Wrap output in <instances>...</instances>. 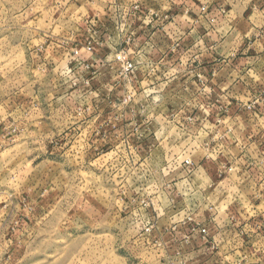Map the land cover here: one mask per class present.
I'll return each mask as SVG.
<instances>
[{"label": "rangeland", "instance_id": "374dc122", "mask_svg": "<svg viewBox=\"0 0 264 264\" xmlns=\"http://www.w3.org/2000/svg\"><path fill=\"white\" fill-rule=\"evenodd\" d=\"M17 1L0 0V264H249L215 262L197 230L208 207L245 201L211 195L195 172L205 151L189 143L207 128L199 115L209 100L144 79L156 63H196L199 39L172 32L167 53H138L112 33L83 41L62 23L36 27ZM121 51L134 71L123 70ZM199 237L200 255L184 244Z\"/></svg>", "mask_w": 264, "mask_h": 264}, {"label": "crops", "instance_id": "0c3cea01", "mask_svg": "<svg viewBox=\"0 0 264 264\" xmlns=\"http://www.w3.org/2000/svg\"><path fill=\"white\" fill-rule=\"evenodd\" d=\"M189 2L195 12L186 15ZM15 4L19 15L36 27L41 20L49 22L47 27L62 23L56 24L65 28L61 33L83 41L112 33L117 44L122 38L133 41L130 47L138 46V53H167L165 38L172 32L188 31V36L199 39L192 47L196 63H156L148 71L150 78L144 79L179 91L191 87L196 97L209 100L208 110L199 113L208 119L207 128L195 129L189 143H195L193 150L205 151L194 161L195 172L202 180L200 186L205 185L211 195L229 200L239 192L245 201L239 209L208 207L212 216L197 225L207 228L215 262L227 258L264 264V0H18ZM202 4L208 14L200 12ZM170 5L178 10L170 13ZM110 9L121 27L108 21ZM81 49L88 52L83 53L85 59L94 63L92 51ZM93 51L105 54L100 48ZM206 240L199 237L184 244L188 247L190 242L188 248L200 255Z\"/></svg>", "mask_w": 264, "mask_h": 264}, {"label": "built area", "instance_id": "2783aa9c", "mask_svg": "<svg viewBox=\"0 0 264 264\" xmlns=\"http://www.w3.org/2000/svg\"><path fill=\"white\" fill-rule=\"evenodd\" d=\"M138 5H139L138 3H135V5H133L134 9H137V8H138ZM121 25H122V24H121V22L119 21V24H118L117 27H121ZM85 49L88 50V51L92 50V46L90 45V43H86V45H85ZM78 52H79L78 49H74V50L72 51V54H73V55H77ZM116 59L121 60V62H122V68H123V70H124L125 72H127V71L132 72V71L135 70V68H136V67H135V66H136L135 62L132 61L131 59H126V55H125L122 51L119 52V53L117 54ZM155 65H156V64L151 65V67H149L147 70H148V71L153 70V69L155 68ZM183 163H184V164H187V165L192 164L191 160L188 159V158H186V159L183 161ZM262 216H263L262 222L264 223V213H263ZM197 230L199 231V233H200L201 235H203L204 238H207L206 236L208 235V231H207V228H206L205 226L202 225V226L198 227ZM205 235H206V236H205Z\"/></svg>", "mask_w": 264, "mask_h": 264}]
</instances>
